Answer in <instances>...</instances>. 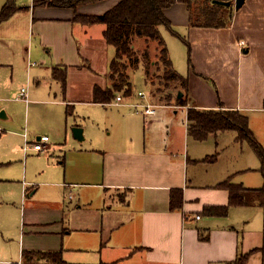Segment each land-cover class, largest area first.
Listing matches in <instances>:
<instances>
[{
	"label": "crops",
	"instance_id": "0c3cea01",
	"mask_svg": "<svg viewBox=\"0 0 264 264\" xmlns=\"http://www.w3.org/2000/svg\"><path fill=\"white\" fill-rule=\"evenodd\" d=\"M6 1L0 0V11ZM35 1L0 24L20 12L28 24L27 40L37 42L27 57L4 51L6 59L0 57V76L11 73L5 88L0 81V99L24 106L21 116L14 105H0L7 126L0 124V264H58L39 257L44 251H60L66 264H232L251 251L245 264H264L263 194L249 193L245 203L230 204V188L224 185L246 183L243 172L250 167L236 166L246 142L237 140L235 130L236 135L220 130L196 138L187 116L193 107L235 109L249 117L257 133L256 121L264 118V0H246L239 9L234 0L220 6L227 17L221 26L202 22L203 3L195 9L179 2L177 11L172 5L166 9L180 36L164 25L160 31L175 67L169 35L186 49L188 66L180 73L188 86L176 87L175 97L161 98L154 117L132 105L142 99L157 106L148 92L146 100L132 91L119 104L115 97L109 103L94 101L96 85L111 86L116 50L104 37L105 24L82 23L75 16L102 14L119 0L77 8ZM141 40L149 50L153 41L138 38L137 48ZM142 59L132 72L146 66ZM29 60L37 64L29 66ZM63 71L65 85L59 79ZM142 76L146 79V72ZM22 87L28 100L20 97ZM179 91L186 104L178 103ZM111 105L121 107L113 122L99 114L93 116L97 129L78 121L88 106L108 110ZM180 108L183 120L177 116ZM101 124L116 128L107 126L103 134ZM76 126L84 127L83 140L75 137ZM42 134L50 137L43 150L25 149L26 140L32 144ZM88 139L90 144L82 143Z\"/></svg>",
	"mask_w": 264,
	"mask_h": 264
},
{
	"label": "trees",
	"instance_id": "16d2710c",
	"mask_svg": "<svg viewBox=\"0 0 264 264\" xmlns=\"http://www.w3.org/2000/svg\"><path fill=\"white\" fill-rule=\"evenodd\" d=\"M102 0H37L34 5H51L77 8L80 5L96 3ZM176 0H119L114 6L102 14H76L75 20L82 23H103L105 24L104 37L108 44L114 46L116 52L110 63L111 86L103 89L99 85L94 88V101L109 103L116 97L117 92L123 95H130L133 91L130 69H136L140 64V53L136 46V39L145 38L146 42L157 41L159 46L158 56L165 64L162 78L169 85L179 83L187 88L188 79L182 76L174 68L173 61L169 56L168 45L160 31V26L164 25L172 30V23L166 14V9ZM193 5L202 4L199 8L200 16L207 24L221 26L227 20L226 12H221L218 8L225 6L215 3L213 0H178ZM195 1V2H194ZM197 6V5H196ZM29 5H18L16 0H7L0 11V24L11 18L19 10L27 9ZM176 35L180 34L173 31ZM146 62L149 59V50L143 52ZM149 64V62H148ZM59 78L65 85V71ZM172 82V83H170ZM178 89V86H177ZM178 103L186 104L184 97L177 98ZM188 126L190 134L196 138L204 139L210 133L220 130H235L237 140L240 143H249L260 157L263 164L264 173V143H261L249 123V117L235 109H207L200 110L195 107L188 109ZM215 157V155H213ZM230 188V204H243L249 197V193L259 192L263 194L264 187L257 189H246L242 184L224 183ZM172 205L176 206L175 199ZM227 211L226 207L222 209ZM256 249V248H255ZM253 249V250H255ZM252 250V251H253ZM251 252V251H250ZM250 252L240 254L232 264H245ZM39 257L51 259L58 264H66L62 259L60 251L37 252Z\"/></svg>",
	"mask_w": 264,
	"mask_h": 264
},
{
	"label": "rangeland",
	"instance_id": "374dc122",
	"mask_svg": "<svg viewBox=\"0 0 264 264\" xmlns=\"http://www.w3.org/2000/svg\"><path fill=\"white\" fill-rule=\"evenodd\" d=\"M29 2V0H18V2L16 1V3L19 5V3H25V5H27L26 3ZM185 3L184 1H178L176 0L173 4H172V11H177L178 7L176 5V3ZM195 2V1H194ZM198 8L197 6H195V9ZM180 15V13H178ZM178 15V16H179ZM168 34V32H167ZM10 35V36H9ZM29 36V29H28V24L26 25L24 23V14L18 12L16 14V16H14V18H12L11 20L4 22L1 26H0V57L6 59L5 57H2L5 53H2V51L6 52L7 54H12V53H16L19 54L21 56L22 54H26V57L28 55V50L27 49H31L32 47L35 49L37 46V42L36 40H34V42L28 41L27 38ZM170 38L172 40H169V46L172 47L173 50V55L174 58L176 60V67L174 66V68H177V72L179 74H181L180 72H185L187 70V61L185 59L184 54H187L186 49L183 50V46L181 44V42H179L178 40H174L177 39L176 37L169 35ZM9 41V44L7 45L6 41ZM3 42L5 43V47L3 46ZM23 43V44H22ZM141 43V44H140ZM32 44H34L32 46ZM138 45V51L140 53V56H142L143 58V52L145 49L144 46L145 44L143 43V40H141L139 42ZM148 47V44L145 46ZM6 48V49H5ZM40 51L42 52V54H46V48L43 46L39 47ZM27 52V53H26ZM158 52H159V46H158V42H151V44L149 45V59L147 62L146 66L142 69H138V70H134L132 72V69H130V73L132 75V87H133V96L136 95V97L138 96V92L140 90H143L145 92L150 93L151 95V99L152 102H157V106L155 107V111L153 112L155 114V112H157L158 110H161L162 108H159V103L163 102L161 98H166V96H168V94H173V96L175 97V94L177 93L176 87L180 86L179 83H175L173 85L172 83L171 85L168 84V82L166 80H164L162 78L163 76V72L165 69V64L160 61L159 56H158ZM35 57H38L39 60V56L38 55H34ZM18 59V58H17ZM145 61L146 59L143 58ZM142 59V61H143ZM1 60V59H0ZM41 62V61H39ZM149 62V64H148ZM174 64V63H173ZM9 69V68H8ZM145 70V71H143ZM5 74H2L0 76V81L1 84H4V80H5V84L9 85L10 82V75L11 73L9 72V70H5ZM142 72H146L147 77L146 79L143 78L142 76ZM24 73V71H23ZM23 75V74H22ZM25 75V73H24ZM182 76H184L183 74H181ZM18 76V81L21 80V78ZM20 83L17 82V84H15V88L20 87ZM4 86V85H3ZM5 88V86H4ZM8 92L10 90V87H8ZM122 94L123 92H117ZM132 96V97H133ZM135 98V97H134ZM142 100V99H140ZM140 100L138 102H140ZM2 104H7L9 105L11 108L14 105V108L16 110L17 113L21 114L24 112V106L22 104L21 101H15V100H11V99H0V105L2 106ZM109 109L106 110L107 108H105L104 106H88L85 111L83 113H80V116L78 117V121L79 122H85L88 123L90 125V128L93 129H97L96 124L93 121V116H96V114H99L100 117L103 119H107L111 122H113L112 120V116L114 114H116L117 110L115 109H120V106H106ZM6 108V107H5ZM4 109V105L3 107H1L0 110ZM134 109V108H133ZM114 110V111H112ZM152 113V112H151ZM149 114L148 117H154V114ZM76 115V114H75ZM154 115V116H153ZM178 119H182L183 117H185V112L182 108H180L179 113L177 114ZM97 117V116H96ZM262 116H260L257 121H256V136L258 137V139H261L264 142V118H262ZM103 123H105L104 121H102ZM3 120H0V124H3ZM109 123V122H108ZM260 124V125H259ZM107 126H110L108 124H101V131L103 134H107ZM4 127L7 128V126H5L4 123ZM82 128H84L83 126H81ZM114 128H116L115 126H113ZM112 126H110V128L113 129ZM262 127V128H259ZM229 133H233L236 135V132L231 130ZM213 143L216 144V140L215 138H213ZM219 141V139L217 140ZM82 143H87L90 144L91 143V139L82 141ZM243 153H242V157H240L237 160V168H249L247 170V172H243L245 174H247V179H246V183H242L243 186L245 187H264V173H263V164L261 159L258 158L257 153L255 151V149L249 144L246 143L245 147L243 149ZM226 163H228L229 165L233 166L236 163V160H231L228 159L226 161ZM242 170V169H241ZM244 170V169H243ZM243 173L240 174V176L238 177V180L240 182H243ZM76 200V199H75ZM22 204V203H21Z\"/></svg>",
	"mask_w": 264,
	"mask_h": 264
},
{
	"label": "built area",
	"instance_id": "2783aa9c",
	"mask_svg": "<svg viewBox=\"0 0 264 264\" xmlns=\"http://www.w3.org/2000/svg\"><path fill=\"white\" fill-rule=\"evenodd\" d=\"M240 43H244V40H241ZM37 64L36 61H32V60H29L28 61V65L29 66H33ZM138 94L143 98V99H148V94L147 92L143 91V90H140L138 92ZM20 97L22 99H25V100H28V95H27V88L26 87H22L21 88V91H20ZM124 96L123 94H117L116 97H115V101H113V103L115 104H119L122 100H123ZM133 107L135 108L136 111L140 112H144L146 115L148 113H151L155 110V104L154 103H151V102H137V103H132ZM2 131V128L0 127V132ZM50 137L48 134H42L40 135V137L35 141L33 142L32 144H30L29 141L26 140V144H25V149L27 150L29 147H32L36 150H43L45 148V144L49 141ZM201 216L200 215H196V218H200Z\"/></svg>",
	"mask_w": 264,
	"mask_h": 264
},
{
	"label": "water",
	"instance_id": "95a60500",
	"mask_svg": "<svg viewBox=\"0 0 264 264\" xmlns=\"http://www.w3.org/2000/svg\"><path fill=\"white\" fill-rule=\"evenodd\" d=\"M245 1L246 0H234L236 9H239L245 3ZM213 2L223 4V5H231L233 1L232 0H213ZM182 95H183V92L179 91L178 97H181ZM4 113H5V110L3 109L0 112V116H4L3 115ZM73 131H74V135L77 139L83 140L85 138L84 137V128H82L81 126L73 127Z\"/></svg>",
	"mask_w": 264,
	"mask_h": 264
}]
</instances>
